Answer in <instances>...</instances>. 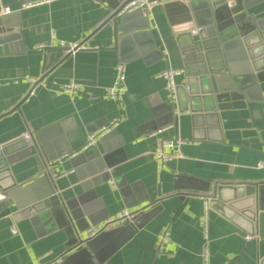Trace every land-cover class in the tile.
<instances>
[{
  "label": "crops",
  "instance_id": "0c3cea01",
  "mask_svg": "<svg viewBox=\"0 0 264 264\" xmlns=\"http://www.w3.org/2000/svg\"><path fill=\"white\" fill-rule=\"evenodd\" d=\"M123 1L0 0V16L20 23V37L0 45V148L24 137L34 143L39 160H16L11 177L21 197L53 185L64 208L38 222L1 217L0 264H204L205 250L209 264H264V80L248 89L251 59L226 47L215 56L227 55L231 78L213 110H193L185 91L179 102L171 100L160 73L196 66L197 52L188 48L190 29L202 46L194 11L178 1L154 5L150 16L142 14L153 21L152 35L134 29L115 42L107 20L112 4ZM249 13L264 23V0ZM61 41L89 47L66 53ZM119 61L126 64L121 102L105 95ZM30 77L43 79L32 92ZM71 81L84 90L72 94L60 86ZM117 119L97 144L85 146ZM161 138L182 143L168 149L180 155L159 171L154 152ZM243 184L256 189V197H243L248 206L255 202L254 224L224 200L231 186ZM202 196L211 197L208 240ZM124 207L141 209L136 224L84 237ZM165 228L170 240L159 249Z\"/></svg>",
  "mask_w": 264,
  "mask_h": 264
},
{
  "label": "water",
  "instance_id": "95a60500",
  "mask_svg": "<svg viewBox=\"0 0 264 264\" xmlns=\"http://www.w3.org/2000/svg\"><path fill=\"white\" fill-rule=\"evenodd\" d=\"M129 1L124 0L121 4H112L113 12L107 23L112 25L115 42L118 41V37L127 35L134 29H150L149 33L152 35L153 21L149 17L142 16L143 10L122 11ZM256 1H178L194 11L195 23L200 28L197 32L200 34L202 44L200 46L199 40L193 38V31L190 29L188 35L191 37V42L188 48L192 47L191 49L197 52L195 57L197 63L194 68L189 63L186 64L184 82L177 86L178 102L179 94L185 91L190 95V105L193 110L211 111L214 109L213 101L229 87L227 81L231 78L227 55L223 61L221 56H215L220 50L226 54V47L234 46L244 58L251 59L253 71L247 79L250 85L248 89L256 90L257 83L264 80V23L249 13V8ZM172 4L173 2L166 3V5ZM12 17L16 18V15ZM9 18L10 16L7 15L0 16V45H4V48L8 42L20 37L16 30L20 23L15 22L16 20L9 21ZM192 20L188 15L187 21ZM237 88L241 89L239 86ZM15 149L20 151L13 152ZM27 155H34L39 160L35 144L25 137L0 148V218L12 215L16 219L17 215H23L30 217L33 222H38L61 216L64 208L60 198L54 194L53 185L48 191L21 197V190L12 179L10 169L11 164ZM8 177L9 182L6 181ZM224 187L223 185L218 187L217 200L223 199L221 190ZM231 187L232 195L224 200L240 217L254 224L255 202H251L252 204L248 206L243 197L253 194L256 197L255 187L246 184ZM13 205L17 207L16 210L12 209Z\"/></svg>",
  "mask_w": 264,
  "mask_h": 264
},
{
  "label": "built area",
  "instance_id": "2783aa9c",
  "mask_svg": "<svg viewBox=\"0 0 264 264\" xmlns=\"http://www.w3.org/2000/svg\"><path fill=\"white\" fill-rule=\"evenodd\" d=\"M175 1H188V0H130L122 9V11H135L138 9L143 10L148 16L151 15V9L154 5L158 4H166L169 2H175ZM9 8H5V12H9ZM200 29L197 28L196 31ZM60 45L64 47L66 53H72L78 49L87 48L86 44H68L65 41H61ZM185 73L184 69L181 68H167L163 72L160 73V76L164 77L167 80V89L169 93V98L173 101H177V86L180 83H177L175 80V77L177 75ZM29 82L33 84V89L35 86H37L40 82H43L42 80H38L36 78L30 77ZM64 90H66L69 93H76L81 92L84 90L83 86L79 85L75 81H71L69 83H65L60 85ZM126 92V64L119 61L116 65V78L115 82L112 86L108 87L106 89L105 95L109 99L116 100L118 102H121L124 94ZM118 121L114 120L112 124L108 127H104L101 130L92 133L86 142L85 146L95 145L98 143V140L104 135V133L111 128L114 124H116ZM27 137H30L27 135ZM26 138V137H25ZM182 143V140L179 138L171 139V138H161L159 139L158 148L154 152V158L157 164V169L161 171L164 167V164L171 159L172 157L179 156L180 154H173L168 149L178 147ZM58 174L54 173L53 178H57ZM205 202V208L204 212L200 218L201 226L203 230V234L206 240L209 239V233H210V217H209V211H210V200L211 197H201ZM141 209L136 208H127L124 207L117 212H115L113 215L109 216L105 220L94 224L90 226L86 233L85 238L91 239L106 230L107 228L111 226H120L123 224H136L138 221V216L140 214ZM81 237L83 235L81 234ZM170 240V231L168 228L163 229L160 234L158 235L157 244L159 246V249H164L167 243ZM203 260L204 264H209V252L207 250L203 253Z\"/></svg>",
  "mask_w": 264,
  "mask_h": 264
}]
</instances>
